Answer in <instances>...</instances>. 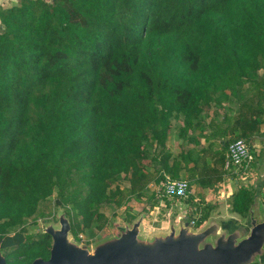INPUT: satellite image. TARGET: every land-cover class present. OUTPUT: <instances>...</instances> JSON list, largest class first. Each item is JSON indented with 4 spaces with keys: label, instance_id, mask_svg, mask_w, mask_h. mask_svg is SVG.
<instances>
[{
    "label": "trees",
    "instance_id": "trees-1",
    "mask_svg": "<svg viewBox=\"0 0 264 264\" xmlns=\"http://www.w3.org/2000/svg\"><path fill=\"white\" fill-rule=\"evenodd\" d=\"M238 138H264V0L0 7V240L20 239L0 249L6 264L49 258L52 238L23 228L45 216L54 194L81 242L109 225L104 207L129 212L163 174L202 189L220 184ZM254 203L252 189L238 186L230 212L248 218ZM206 210L191 218L194 230Z\"/></svg>",
    "mask_w": 264,
    "mask_h": 264
},
{
    "label": "rangeland",
    "instance_id": "rangeland-1",
    "mask_svg": "<svg viewBox=\"0 0 264 264\" xmlns=\"http://www.w3.org/2000/svg\"><path fill=\"white\" fill-rule=\"evenodd\" d=\"M0 2H3L2 5L4 6H12L16 5L18 0H0ZM260 73L261 71L259 72V74ZM180 126V121L174 123L173 130L171 132L172 139L168 143V149H170L173 154H177L179 150L181 140L179 139L178 133ZM193 138V135H189L188 137V139L191 140ZM188 139L186 140V142H184V144L190 143ZM253 140H255L252 143L255 148L252 147V153H256L264 158V139L255 138ZM200 144L202 146L204 144V140L200 139ZM247 144L250 146L251 141L247 142ZM255 149L258 152L255 151ZM155 166H158L157 162ZM260 166L261 168L257 170V173H261V175L263 176L261 179L256 177L257 175L255 165H253V168L251 170V173H253L255 177H251V174H249L248 176L250 177L246 180L243 179L246 177V173H249L250 170L245 171V169L241 168H232L229 170V173L223 180V182L209 189L200 188L199 186L193 184L186 175H182L180 178L187 180L191 186L190 188L192 191V199L191 202L189 201L188 203L181 202L176 199L163 198L160 183H153L146 189V195L142 201H131L132 203L129 212L126 211V208L124 207L115 208L112 205L104 207L102 211L109 218L110 222L109 225L97 236H95L94 238H90L87 234H80V236H82L81 242L74 243L71 235H68V241L77 244L79 248L87 250L89 254L92 255L94 254L93 252L95 248L99 244L106 241L119 239L120 232L124 230L125 227H127L128 225V228L132 227V224H128L127 220L131 221L130 218L135 217V221L141 219V223L145 222L144 228H140L139 230L138 239L140 241L146 240L147 242H152L159 236H167L171 233V230H173L175 234H178L180 229L183 228L184 224H186L187 221L192 222L191 218L197 219L198 216L203 215V209L208 208V211L206 210L208 213V219L197 230H194L192 228V225H188L189 232L192 233L194 231V234H197L204 228L208 229V225L210 223H215L219 227L221 226L223 229L228 230V234H234L236 231L241 230L243 233H245V235L242 234V232L239 233L237 238L233 241V244L236 246L247 238L249 229L251 227L248 218H241L230 212L231 196L236 191L238 186L241 185L249 189L252 188L253 193H256L257 189L260 190L261 185H259L258 182L264 180V162L263 164H260ZM235 178H237L239 184L235 183ZM243 181H247V183H242ZM262 192H264V188ZM263 198L264 196H258L255 199V203L251 207L249 213V215H253V218L257 221V223L264 221V204H261L260 202V199L263 200ZM55 199L56 194H54L41 205L40 209L45 214V216L37 217L34 223L28 221V223L23 228V231L25 233L35 234L44 231L48 226H52L53 228H56L58 230L60 229L58 221H55L54 218L58 220L59 216L64 213V209H55ZM190 211L193 212L192 215H190ZM160 223H164L166 225L164 226V228L166 229H163L161 226H159L158 224ZM211 237L207 240H210ZM217 239L218 238L214 237V239L212 238V241L210 242H215ZM18 242H20L19 238H8L6 240L1 239L0 249L4 247L8 248L9 246L15 245ZM204 243H206V240Z\"/></svg>",
    "mask_w": 264,
    "mask_h": 264
},
{
    "label": "water",
    "instance_id": "water-1",
    "mask_svg": "<svg viewBox=\"0 0 264 264\" xmlns=\"http://www.w3.org/2000/svg\"><path fill=\"white\" fill-rule=\"evenodd\" d=\"M248 219L249 234L236 246L233 241L242 231L228 234V230L215 223L197 234L189 232L186 223L178 234L171 230L167 236H159L152 242L140 241L141 219H138L131 228L128 225L120 232L119 239L99 244L91 255L68 241L69 223L61 215L59 230L52 226L44 230L52 238L49 258L31 264H249L264 257V221L257 223L252 214ZM213 236L218 239L210 242ZM0 264H6L1 255Z\"/></svg>",
    "mask_w": 264,
    "mask_h": 264
},
{
    "label": "built area",
    "instance_id": "built-area-1",
    "mask_svg": "<svg viewBox=\"0 0 264 264\" xmlns=\"http://www.w3.org/2000/svg\"><path fill=\"white\" fill-rule=\"evenodd\" d=\"M254 160V156L243 139H235L227 146V160L225 163L226 169L230 170L248 168ZM162 196L176 200H186L191 194V188L184 179H176L168 174H163V179L160 184ZM191 225L194 222H190ZM82 239V236H80Z\"/></svg>",
    "mask_w": 264,
    "mask_h": 264
},
{
    "label": "crops",
    "instance_id": "crops-1",
    "mask_svg": "<svg viewBox=\"0 0 264 264\" xmlns=\"http://www.w3.org/2000/svg\"><path fill=\"white\" fill-rule=\"evenodd\" d=\"M2 3L3 2H0V7H9V6H4V5H2ZM260 139H262V138H260ZM264 139V138H263ZM253 141H255V140H252L251 141V145L249 146V148H250V150L252 149V147L253 148H255V146L252 144L253 143ZM255 151H257L256 149H255ZM251 152H252V150H251ZM258 152V151H257ZM253 154V153H252ZM254 156H255V159L253 160V162H252V164L248 167V168H246L245 169V171L246 170H250V172L249 173H246L247 175H246V177L243 179V180H246V179H248L250 176H248L249 174H251V177H255V175L253 174V173H251V170H252V168H253V165H255L256 166V177H258V178H262L263 176L261 175V173H257V170H259L260 168H261V166H260V164H263V162H264V158L262 157V156H260V155H258V154H253ZM250 168V169H249ZM241 169H244V168H241ZM257 178V179H258ZM259 180V179H258ZM234 181H235V183H237V184H239V182H238V180H237V178H235L234 179ZM242 183H247V181H243ZM258 184L259 185H261V188H260V190H258L257 188V191H256V193H254V199H256L258 196L259 197H262V196H264V192H262V190H263V188H264V180L263 181H261V182H258ZM242 186V185H241ZM245 187V186H244ZM263 187V188H262ZM252 189V188H251ZM253 190V189H252ZM263 200H264V198H263ZM263 200H261L260 199V202H261V204L263 203L264 204V201ZM262 206V205H261ZM167 224V223H166ZM144 225H145V222H143V223H141V225H140V228L142 229V228H144ZM159 226H161L163 229H166V228H164V226H166L164 223H160V224H158ZM146 227H147V225H146Z\"/></svg>",
    "mask_w": 264,
    "mask_h": 264
}]
</instances>
